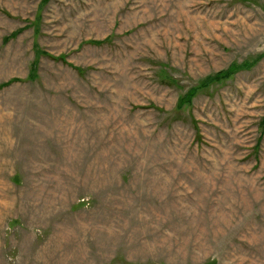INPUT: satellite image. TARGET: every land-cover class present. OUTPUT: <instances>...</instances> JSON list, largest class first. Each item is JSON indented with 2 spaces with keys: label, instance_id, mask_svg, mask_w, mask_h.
<instances>
[{
  "label": "rangeland",
  "instance_id": "1",
  "mask_svg": "<svg viewBox=\"0 0 264 264\" xmlns=\"http://www.w3.org/2000/svg\"><path fill=\"white\" fill-rule=\"evenodd\" d=\"M0 264H264V0H0Z\"/></svg>",
  "mask_w": 264,
  "mask_h": 264
},
{
  "label": "trees",
  "instance_id": "2",
  "mask_svg": "<svg viewBox=\"0 0 264 264\" xmlns=\"http://www.w3.org/2000/svg\"><path fill=\"white\" fill-rule=\"evenodd\" d=\"M91 43L93 42V43H99V42H101V41H90ZM57 58H62V57H57ZM35 75H34V73H32L31 75H30V78H33ZM225 76H227L225 73H223L221 76H216L215 78H212L211 80H213V79H218V78H221V77H225ZM195 93V89H192L191 91H189L188 93H187V95H185V96H183V97H181L180 98V100H179V102H178V108H181V106L183 105V104H185V103H188V102H190V100L192 99V96H193V94Z\"/></svg>",
  "mask_w": 264,
  "mask_h": 264
}]
</instances>
